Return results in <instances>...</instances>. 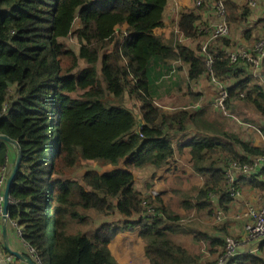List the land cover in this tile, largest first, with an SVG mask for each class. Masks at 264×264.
<instances>
[{
	"label": "trees",
	"instance_id": "16d2710c",
	"mask_svg": "<svg viewBox=\"0 0 264 264\" xmlns=\"http://www.w3.org/2000/svg\"><path fill=\"white\" fill-rule=\"evenodd\" d=\"M200 1L202 7L205 0ZM166 4L167 0H0V134L14 140L20 152L7 213L22 227V239L34 249L39 264H116L108 244L123 230H138L148 264L196 262L171 238L186 229L167 223L174 225L176 217L158 196L136 191L131 173L165 164L173 153L170 131L193 118L189 105L165 112L156 104L163 85L168 92L177 84L172 62L188 65L190 81L206 73L199 46L195 52L155 33L163 24ZM225 9L228 22L243 20L245 8L233 0L225 1ZM199 18L193 9L182 12L179 31L197 37L203 33L198 31ZM65 38L73 39L78 49L67 46ZM248 67L244 60L230 63L222 51L215 54L213 72L228 82L227 108L235 110V102H241L264 117V86L253 81ZM127 99L133 108L124 105ZM8 145L0 140V169L8 163ZM191 145L195 169L205 177L195 207H208L210 192H223L221 203L229 201L224 172L237 160L233 141L210 138ZM240 146L254 156L264 155L251 145ZM218 150L231 156L222 166L198 165L207 152ZM86 161L114 169L74 175ZM149 208L155 217L147 215ZM92 213H115L121 219L104 222L87 234ZM240 255L237 264L259 262L256 256Z\"/></svg>",
	"mask_w": 264,
	"mask_h": 264
},
{
	"label": "crops",
	"instance_id": "0c3cea01",
	"mask_svg": "<svg viewBox=\"0 0 264 264\" xmlns=\"http://www.w3.org/2000/svg\"><path fill=\"white\" fill-rule=\"evenodd\" d=\"M252 1L255 2V6L250 8L244 0H233L239 8H245V10L241 9L240 14L243 20L229 22V34L216 44L217 49L223 50L234 46L248 48L264 31V0ZM192 9L200 16L197 21L199 33L203 27L208 28L218 21L207 2L202 7H197L195 0H167L162 17L163 24L154 30L155 33L164 39L172 37L175 41H179L196 52L204 34L201 33L195 38L185 37L177 26L181 13ZM121 29L124 30L125 26H122ZM170 66L174 68L172 77L177 84H174L172 91L168 90L170 94L166 92V85H163L158 91L159 97L157 99L155 97L156 104L160 105L165 112H171L166 109L180 101L186 102L185 104L189 105L190 108L188 109L193 114V118L187 119L182 124L181 129L175 125L174 129L170 131L173 153L165 164L160 167L147 165L132 170L133 188L147 196L150 195L149 190L151 189L159 192L160 202L177 220L176 223L173 222L174 225L171 221L167 223L172 227L180 225L186 229L183 233L178 231L171 238L176 243L182 244L186 250L194 255L196 261L194 264H208L215 261L223 253L225 236L239 239L246 237L244 225L247 218L243 214L249 206L258 204L257 198L259 196H264V163H260L252 171L235 173V187L239 191L238 196L230 197L229 201L221 203V197L225 194L223 192H210L207 196L210 205L204 209L197 208L195 207L196 194L204 183L205 177L195 169L191 143L205 142L210 138H220L223 141L230 138L235 150L234 157L237 160L241 158L242 161H249L254 154L245 151L240 145L245 143L264 150L262 134L264 117L241 102H235L237 105L235 110L228 109V99L226 101L228 114L222 113L212 105V98L216 93L217 86L208 79L206 74L203 73L197 80L190 81L187 78V64L174 61ZM243 67L245 68L244 65ZM176 71L180 72V77L174 75ZM247 71L253 75L250 67L247 68ZM257 73V76L253 75L255 78L253 81L264 86V57ZM160 83V81L156 82L158 85ZM239 115L243 116L244 119L240 118ZM137 117L139 118L138 113ZM229 135H233L236 139L228 137ZM226 157H231L227 150H218L213 154L207 152L198 162V165L204 167L210 162H215L218 166H222ZM15 158L16 148L13 145H8L9 172ZM119 167H122V164ZM112 169H114L113 166L105 165L100 173ZM186 202H189L188 207L185 205ZM217 207L222 208L226 216L220 225L215 224L211 213L212 209ZM106 220L108 219H104L102 222L104 223ZM109 221L111 222L110 219ZM5 226L9 247L29 256L27 246L23 239L16 234L14 226L9 223ZM127 234H130L132 239L137 240V242L125 240ZM0 244L2 250L8 252L3 246L2 228L0 230ZM108 248L116 264H148L144 251L145 243L138 230L121 231L111 240ZM253 248L256 249V252L250 253ZM239 249L242 255L249 254L259 258V262L254 264H264V238L256 244L244 243ZM12 264L27 263L16 258Z\"/></svg>",
	"mask_w": 264,
	"mask_h": 264
},
{
	"label": "built area",
	"instance_id": "2783aa9c",
	"mask_svg": "<svg viewBox=\"0 0 264 264\" xmlns=\"http://www.w3.org/2000/svg\"><path fill=\"white\" fill-rule=\"evenodd\" d=\"M101 1V0H99ZM226 0H205L208 3L213 14L217 16L218 21L210 27H203L200 31L203 32L204 38L198 45L197 53L204 59L206 75L210 81L216 84V93L212 98V105L214 108L220 110L224 114H228L226 108V101L229 97L227 90V83L215 76L213 72V63L215 54L217 51H222L226 58H228L230 63H235L238 60H244L249 64L254 76H257V70L260 67L261 60L264 57V31L260 34L256 42L246 48L242 46L228 47L223 50L217 49L216 44L219 43L223 37L229 34V22L226 20ZM246 5L250 8L255 6V2L252 0H244ZM202 4L200 0H195V6L199 7ZM123 36H126L125 30L122 31ZM242 96V95H241ZM184 108V107H183ZM264 139V129L262 130ZM264 163V155H255L249 162L240 163L237 160L229 162L226 167L224 176L225 180L229 183V195L231 197H236L239 195L238 189L235 187V173L238 172H249L254 170L259 164ZM8 163L1 167L0 169V230L2 225L7 223L14 226L16 234L22 238V227L17 225L16 221L9 220L8 213L5 215L2 211L3 206V191L6 179L9 175ZM149 196L156 197L159 192L155 189L149 190ZM258 204L249 206L244 212V216L247 218V222L244 225V230L246 237L244 239H239L237 237L225 236L224 250L218 258L211 264H237V257L242 254L239 247L244 243H257L264 238V196H259L257 198ZM13 200L9 198V204H12ZM147 215L151 217L156 216V212L152 208L147 210ZM212 218L215 224L220 225L224 222L226 216L224 210L220 207L213 208ZM27 250L29 252V257L36 263L39 264V259L35 254V251L27 243ZM256 252V249H251L250 253ZM16 257L9 252L2 250L0 244V264H12Z\"/></svg>",
	"mask_w": 264,
	"mask_h": 264
},
{
	"label": "rangeland",
	"instance_id": "374dc122",
	"mask_svg": "<svg viewBox=\"0 0 264 264\" xmlns=\"http://www.w3.org/2000/svg\"><path fill=\"white\" fill-rule=\"evenodd\" d=\"M76 24H77V21L75 22V25H74V28L76 27ZM260 36V35H259ZM259 36H258V38H259ZM257 38V39H258ZM256 39V40H257ZM256 40H255V42H256ZM202 41V40H201ZM63 42L67 45V46H70V47H72L73 49H75V50H77L78 49V46H77V44L74 42V40L73 39H70V38H65V39H63ZM221 42V41H220ZM254 42V43H255ZM200 44V43H199ZM198 44V45H199ZM107 51H109L108 49H107ZM106 51V52H107ZM79 64L81 65V66H85V63L82 61V60H79ZM97 68H99V64L97 65ZM164 73H166L165 71H164ZM174 75L175 76H179L180 77V72L179 71H176V73H174ZM226 83H227V81L226 80H224ZM151 83H152V87H153V91H154V93H155V90H154V88H155V86L156 85H154L153 84V82L151 81ZM126 96V95H125ZM107 99L109 100V95H107ZM186 103V102H185ZM185 103H181V104H173L172 106H171V108L169 107V109H166V110H170L171 112H173L175 109L174 108H176L175 106H178V105H180V107H182L183 108V106H185V105H188V104H185ZM161 104V103H160ZM124 105H127V106H129V107H131V108H133V106H132V101H129L128 99L127 100H125V102H124ZM135 108V107H134ZM135 110V109H134ZM239 117L240 118H242V119H244L243 118V116H241V115H239ZM250 119L253 121V119H252V117H250ZM254 125H258V124H254ZM104 167V165H99V163L98 162H96V161H86V162H83L82 163V166H81V168L80 169H78V170H76V172L74 171L73 172V174L75 175L76 174V176H81L82 175V173L85 171V170H87V169H96V170H98V171H101L102 170V168ZM104 169H107V168H104ZM133 170V169H132ZM132 170H131V172H132ZM118 218H121V217H119L117 214H111V216H100V215H97V214H95V213H92V223L90 224V226L89 227H85V229H86V231H87V234H91L92 232H93V230L95 229V228H97L99 225H101V224H103V222H102V220H104V219H108V220H106V222H110L109 221V219L111 220V222H117L118 221ZM4 225V224H3ZM83 228V227H82ZM122 239H123V237H122ZM125 240H128V241H131V242H137V240H134V239H132V237H131V235L130 234H127V235H125V238H124ZM143 240V239H142ZM143 242L145 243V241L143 240ZM212 262H209L208 264H211Z\"/></svg>",
	"mask_w": 264,
	"mask_h": 264
},
{
	"label": "water",
	"instance_id": "95a60500",
	"mask_svg": "<svg viewBox=\"0 0 264 264\" xmlns=\"http://www.w3.org/2000/svg\"><path fill=\"white\" fill-rule=\"evenodd\" d=\"M0 140L7 142L10 145H13L16 148V158L15 161L13 163L12 169L6 179L5 182V186H4V191H3V214L5 215L7 213V207L9 205V189L11 186V183L15 177V174L19 168V164H20V152L17 148V143L12 140L11 138L5 136V135H1L0 134ZM2 239H3V246L4 248H6V250L11 253L12 255H14L16 258L25 261L27 264H36L27 254H22L21 252H18L16 250H12L9 247L8 244V240H7V234H6V226L2 225Z\"/></svg>",
	"mask_w": 264,
	"mask_h": 264
}]
</instances>
